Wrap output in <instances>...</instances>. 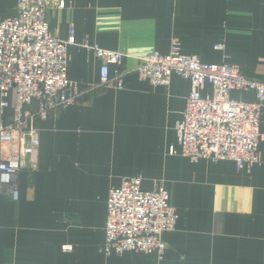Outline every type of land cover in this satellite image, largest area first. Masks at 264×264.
Wrapping results in <instances>:
<instances>
[{"label":"crops","instance_id":"crops-1","mask_svg":"<svg viewBox=\"0 0 264 264\" xmlns=\"http://www.w3.org/2000/svg\"><path fill=\"white\" fill-rule=\"evenodd\" d=\"M64 1L49 8L51 33L66 39L73 25L78 43L122 51L125 88L92 87L101 60L69 46L68 75L84 92L38 119V167L20 171L19 201L0 192V264H264V108L261 164L192 162L169 153L192 83L174 74L154 85L137 73L142 57L167 54L178 39L183 53L264 82V0ZM16 13L17 0H0L1 16ZM14 100L2 112L0 92V122L12 120ZM133 176L145 189L163 184L179 213L162 255L104 250L110 189Z\"/></svg>","mask_w":264,"mask_h":264},{"label":"built area","instance_id":"built-area-1","mask_svg":"<svg viewBox=\"0 0 264 264\" xmlns=\"http://www.w3.org/2000/svg\"><path fill=\"white\" fill-rule=\"evenodd\" d=\"M52 3L65 7L64 0H17L16 15H0L2 112L15 94L12 120L0 122V192L15 202L20 199V171L38 167V119L75 104L84 92L68 75L69 46L93 52L101 60L99 82L92 87L115 83L118 89L125 88L121 69L125 54L89 40L78 43L73 25L66 39L54 36L49 22ZM216 47L223 48V44ZM137 73L154 85L170 84L174 74L192 83L183 117L176 125L179 145L170 147L171 155H183L192 162L234 161L239 169L262 163L263 81L245 75L236 64L207 63L187 55L178 39L172 41L169 53L156 51L142 57ZM208 87L212 93H205ZM236 91L254 92L256 99L238 100L233 95ZM178 219L163 184L145 189L142 176L123 177L121 185L109 192L104 250L107 255L128 251L162 255L167 249L163 235L176 228Z\"/></svg>","mask_w":264,"mask_h":264},{"label":"rangeland","instance_id":"rangeland-1","mask_svg":"<svg viewBox=\"0 0 264 264\" xmlns=\"http://www.w3.org/2000/svg\"><path fill=\"white\" fill-rule=\"evenodd\" d=\"M179 217H180V216H179ZM178 220H179V219H178ZM177 223H178V222H177ZM176 226H177V225H176ZM105 229H106V227H105ZM175 229H176V228H175ZM175 229H174V230H175Z\"/></svg>","mask_w":264,"mask_h":264}]
</instances>
